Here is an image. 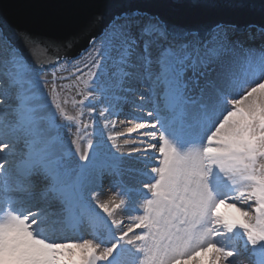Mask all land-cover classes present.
Returning <instances> with one entry per match:
<instances>
[{
  "label": "snow or ice",
  "instance_id": "obj_1",
  "mask_svg": "<svg viewBox=\"0 0 264 264\" xmlns=\"http://www.w3.org/2000/svg\"><path fill=\"white\" fill-rule=\"evenodd\" d=\"M97 119L113 150L148 162L139 214L116 192L100 199L119 165L87 163L97 140L65 142ZM66 222L82 235L51 227ZM242 252L264 264V0L0 3V264H237Z\"/></svg>",
  "mask_w": 264,
  "mask_h": 264
},
{
  "label": "bare ground",
  "instance_id": "obj_2",
  "mask_svg": "<svg viewBox=\"0 0 264 264\" xmlns=\"http://www.w3.org/2000/svg\"><path fill=\"white\" fill-rule=\"evenodd\" d=\"M69 115H74V110L72 106L66 105ZM84 119L92 124V121L87 117ZM131 124L125 122V117L122 115L119 117L117 130L124 132L127 127ZM103 130V135H107V130L103 129V121L97 119L95 124L92 127L87 129H82L79 133V137L75 135L76 129H72L73 135L69 138L66 136L65 142L68 143L69 147L72 145L69 143V139H78L82 149L87 150V146L90 142L97 140V144L94 145L92 154L89 161V165H92L97 160L98 155L102 154L104 159L112 162L113 164L119 165L113 169L109 174L108 178L105 179L103 184V191L105 194L101 195V200H106L111 195L112 192L118 193V195L124 199V213L126 215H134L142 212L140 205L142 202L150 198L151 193L148 192L146 188L143 187V184L151 182L154 179L153 174L147 169V161L143 160L138 153H133L131 156L121 155L112 149L110 143L101 137V131ZM173 139H176L173 137ZM136 135H130L120 138L117 143L120 145V152L129 153L134 152V149L138 146L136 143ZM177 145L181 150L184 148V142L181 140H176ZM74 163L78 162V158L74 157ZM120 171L122 173L121 177ZM130 174H134V179L130 182L128 177ZM136 204V205H133ZM123 215V214H120ZM73 232H67L65 235L67 237H72ZM60 236V235H59ZM66 238V237H65ZM87 238V237H85ZM130 260H134L135 253L132 252V249L127 246L124 249ZM237 264H250L248 262H253L249 256L245 253H241L240 256L236 258Z\"/></svg>",
  "mask_w": 264,
  "mask_h": 264
},
{
  "label": "water",
  "instance_id": "obj_3",
  "mask_svg": "<svg viewBox=\"0 0 264 264\" xmlns=\"http://www.w3.org/2000/svg\"><path fill=\"white\" fill-rule=\"evenodd\" d=\"M24 2V0H0V3L7 5L8 3Z\"/></svg>",
  "mask_w": 264,
  "mask_h": 264
},
{
  "label": "clouds",
  "instance_id": "obj_4",
  "mask_svg": "<svg viewBox=\"0 0 264 264\" xmlns=\"http://www.w3.org/2000/svg\"><path fill=\"white\" fill-rule=\"evenodd\" d=\"M175 264H183L181 261H176Z\"/></svg>",
  "mask_w": 264,
  "mask_h": 264
},
{
  "label": "rangeland",
  "instance_id": "obj_5",
  "mask_svg": "<svg viewBox=\"0 0 264 264\" xmlns=\"http://www.w3.org/2000/svg\"><path fill=\"white\" fill-rule=\"evenodd\" d=\"M248 263L253 264V262H248Z\"/></svg>",
  "mask_w": 264,
  "mask_h": 264
}]
</instances>
